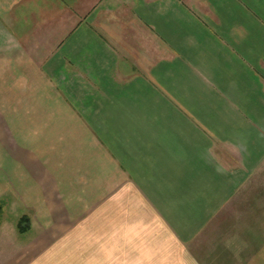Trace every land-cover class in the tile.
<instances>
[{
	"label": "crops",
	"instance_id": "crops-1",
	"mask_svg": "<svg viewBox=\"0 0 264 264\" xmlns=\"http://www.w3.org/2000/svg\"><path fill=\"white\" fill-rule=\"evenodd\" d=\"M2 198L54 264H264V0H0Z\"/></svg>",
	"mask_w": 264,
	"mask_h": 264
},
{
	"label": "rangeland",
	"instance_id": "rangeland-1",
	"mask_svg": "<svg viewBox=\"0 0 264 264\" xmlns=\"http://www.w3.org/2000/svg\"><path fill=\"white\" fill-rule=\"evenodd\" d=\"M0 202L3 205L0 215V264H54L53 251L36 248L37 233H19L17 218L8 213L10 208L6 211L8 205L4 198ZM233 217L231 215L229 221Z\"/></svg>",
	"mask_w": 264,
	"mask_h": 264
},
{
	"label": "trees",
	"instance_id": "trees-1",
	"mask_svg": "<svg viewBox=\"0 0 264 264\" xmlns=\"http://www.w3.org/2000/svg\"><path fill=\"white\" fill-rule=\"evenodd\" d=\"M3 205L0 202V215L3 213ZM28 228V218L23 216L19 218L18 223H17V230L19 233H24Z\"/></svg>",
	"mask_w": 264,
	"mask_h": 264
}]
</instances>
